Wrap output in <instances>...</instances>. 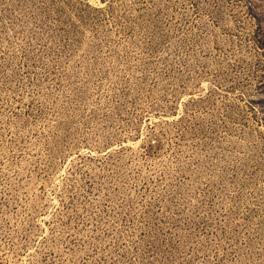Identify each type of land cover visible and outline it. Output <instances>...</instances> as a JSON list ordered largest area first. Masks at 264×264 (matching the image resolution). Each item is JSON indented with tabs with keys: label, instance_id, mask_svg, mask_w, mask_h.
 Wrapping results in <instances>:
<instances>
[{
	"label": "rangeland",
	"instance_id": "rangeland-1",
	"mask_svg": "<svg viewBox=\"0 0 264 264\" xmlns=\"http://www.w3.org/2000/svg\"><path fill=\"white\" fill-rule=\"evenodd\" d=\"M0 264H264V0H0Z\"/></svg>",
	"mask_w": 264,
	"mask_h": 264
}]
</instances>
